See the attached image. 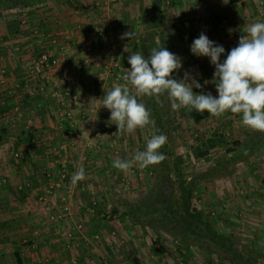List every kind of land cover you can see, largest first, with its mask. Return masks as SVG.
I'll use <instances>...</instances> for the list:
<instances>
[{
  "label": "crops",
  "instance_id": "0c3cea01",
  "mask_svg": "<svg viewBox=\"0 0 264 264\" xmlns=\"http://www.w3.org/2000/svg\"><path fill=\"white\" fill-rule=\"evenodd\" d=\"M3 1L0 0V107L5 106L3 124L11 131L4 144L11 147L10 152L14 144L22 145L26 140L36 145L58 141L71 145L57 174L51 168L37 167L36 160L47 159L48 152L31 151L30 147L26 161H33L29 160L27 165L18 163L6 169L5 157L0 160V177L3 183L7 181L6 186L0 181V264H168L160 258L161 249L147 246V235L142 228L137 232L131 230L133 225L125 214L124 200L117 199L114 193L117 189L109 181L106 166L113 158L107 148L114 138L109 134L104 136L108 129L98 131V126L111 125V121L106 120L104 124L102 120L105 114L110 116V111L92 98L88 102L67 104V108L51 103L53 85L70 89L73 99L78 95L83 100L85 96L95 95L99 88L95 83H100L101 78H114L105 71L111 64L108 45L118 47L113 48L117 53L115 60H127L123 52L128 46L122 47V43L129 40L121 41L122 33L137 28L145 32L151 9L138 22L135 18L138 13L130 9L137 5V0H17L12 6H6ZM194 3L195 0H171L169 4L165 0L156 12L159 18L156 43L158 36L165 47L168 43L171 46L170 38L173 44L175 39L171 52L184 63L187 61L182 54H191L186 51L192 37L182 36L188 30L186 26L193 28L196 23L192 18L198 10ZM10 12L15 14L12 16ZM182 13L187 17L174 20L173 17ZM249 14L252 13L244 6H226L220 10L213 26L229 30V23H233L234 33L240 31L243 35L245 29L240 30L241 23ZM179 20L176 30L175 24L169 25ZM204 21L202 27H209L211 22ZM101 28L114 32V37L92 35ZM89 36L94 39L93 50L86 53ZM142 36L132 39L141 41ZM218 43L225 49L221 62L238 45L227 39H220ZM119 47L123 49L119 51ZM41 54H46L49 60L56 58L58 65L37 66ZM202 57L201 61L190 58L192 64L188 61L181 67V77L185 78L184 69L189 68L201 85L211 80L215 67L209 57ZM77 58L81 59V65L75 64ZM200 89V93H207V88ZM9 99L12 104H7ZM81 166L85 179L72 186L71 179ZM62 204L70 208L66 218L58 222L51 220V210ZM68 231L72 236L67 235Z\"/></svg>",
  "mask_w": 264,
  "mask_h": 264
},
{
  "label": "rangeland",
  "instance_id": "374dc122",
  "mask_svg": "<svg viewBox=\"0 0 264 264\" xmlns=\"http://www.w3.org/2000/svg\"><path fill=\"white\" fill-rule=\"evenodd\" d=\"M168 1L170 4L171 0ZM3 2L7 4L6 0ZM149 2L150 0H137V5H135V7L132 6L133 8L130 7L132 13H138L137 17H135L138 18V22L140 21L139 19L141 16L149 14L148 9H151L152 0L151 3ZM195 2L196 3H194V5L198 8V10L197 14L192 16V18L196 20V23L193 28H191L190 25V28L186 26L188 30H184V36H182L183 38H187V35L192 37V41L189 43L190 46L193 40L198 38L202 32L207 35L210 40L216 43H218V40L220 39H227L228 41H232L233 44H238L239 41L237 40H239V37L242 34H240V31L236 34L234 33L236 29L233 23H229V30L213 26L215 21H218L217 18L220 10L226 6L232 8L244 6L249 13H252L249 14L248 17L246 16L248 19H243L241 23L240 30L245 29L243 31L245 34L246 29L250 24L254 22H264V0H195ZM180 8L182 11L183 7L181 6ZM203 10H206V12L203 13ZM201 13L204 14V16H202ZM10 14L13 16L15 13L10 12ZM186 15L187 14L179 15L173 18L176 20L181 17H187ZM204 20H209L212 25L210 24L211 26H206V28L202 27L204 26ZM175 22L169 23V25L172 26L175 24L176 30L180 25V20ZM175 30L171 32L174 34ZM108 32L109 35L107 37H114V32ZM133 32H135V36L137 35L138 38H141V34L144 36V32H142L139 28L135 29ZM167 32L169 33V31ZM163 38L166 40V38L169 39L170 36L167 35L166 38ZM133 39H130L127 43L124 41L128 39H121V41L124 42V44L122 43V47L124 45L128 46V48L124 47L126 51L123 52V54H127V60H124L123 62L120 61L121 63L118 61V63L122 66L121 77H109L106 80L101 78L100 83H95L99 86V88L96 89L95 95L85 96L83 100H81L82 98L78 95H76L75 99H73L74 97H71L73 92H71L70 89H62L58 85H53V89L55 90H52L54 91V95H52L51 103L63 105L67 108V104L83 101L88 102V100L92 98V101H98L99 104H102L105 92L110 91L114 86L124 85L127 83L123 81L122 77L126 69L130 68V65L128 64V57L132 53L136 52H140L142 54L140 51L141 41H135ZM168 41L171 43L172 47L173 45L175 46V39L173 40L175 44H173L171 38ZM158 44L161 47H165L164 42L160 39V36H158ZM171 46L168 43V46L165 48L171 52ZM190 46H188L186 51L187 53L191 52ZM114 47L115 46H113L112 43L108 45L109 55L111 53L110 50ZM115 48L118 49V47ZM121 48L119 47V51ZM92 50L93 48H91V51ZM86 53H88V50H86ZM112 56H117V53H114ZM183 57L187 62L184 63L185 61L183 62L182 59V62L184 63H182V66L188 64V61H190L189 64L191 65L192 60H190V58L192 57H196L200 61L203 58L202 56H192V53L190 55L183 53L182 58ZM196 58L195 60H197ZM76 61L77 62L75 64L81 65V59L77 58ZM180 70L182 69L175 71L172 78L177 80L184 79V76L181 77L179 73ZM213 70H215V68ZM184 71L188 72L189 68L184 69ZM189 74L191 77L194 76L192 71H189ZM211 81L212 79L208 80L207 84L204 81L202 83V87L207 88V93L210 92L214 97H218L215 84ZM19 86L22 85L19 84ZM45 86L46 88H49L51 85ZM128 86L131 88L130 85ZM12 87L18 88L14 87V85ZM200 90L201 89L195 88V93L200 94ZM69 98H71V101ZM137 99L146 105V107L150 110V118L154 120V111L152 112L150 109L152 104L150 97L143 96L137 97ZM154 99L155 107L157 108L160 102L158 103L155 97ZM8 101L9 102H7V104L13 103L12 99H9ZM161 101H163V108L166 110L165 112L167 113L168 118L163 119L164 125L159 132V134H163L167 137V142L159 149V152L163 153L166 157L161 162L160 166L167 169L170 174V203H172L175 209H178L180 212L182 211L181 190L178 185V179H185V181L192 180V205L202 212L204 218L211 223L213 230L218 231L224 236H229L230 241L233 243V252L243 259L249 258V263L247 264H264V137H262V141L256 145L251 153L243 155V157L238 155V146L232 144L233 141H237L245 146L250 145V143L257 138L261 132H256L246 128L242 124V115L240 114L227 112L221 117H213L209 114V116L204 120L194 121L188 115V111L190 109L181 107L179 110L174 111L171 108L172 102L169 100L167 94ZM5 112L6 111H2L0 113V123H3L2 118L6 115ZM107 114L103 117L100 115L103 118L102 120H104V124H106V120L110 122V116L108 117ZM98 127L100 129L98 131L104 132L108 129V131L104 133V136L109 134L112 138H114V141L108 145L109 147H106L110 151L109 153L112 155L110 157L113 158V161L117 158L121 160H131L137 152L144 151L146 149L147 141L152 135H159L157 134L156 123L154 126L149 125L145 128H137L131 134L116 133L118 126L113 122H111V125L108 128L106 126L101 128L100 125ZM92 130L94 133L95 129ZM70 133H73V131L71 130ZM208 138L218 139L216 145L210 148L205 156L197 157L193 152L194 148L196 146H201V148L204 149L207 144L205 141ZM32 145H36V143L33 141L30 143L26 140L22 145H20V143L17 145L14 144L11 152V147L9 146V148L8 144L1 145L0 160L5 157L3 161H7L4 163L6 165V169H8V166L13 167V165L16 166L18 163L27 165V163L32 162L33 160L31 159L26 161V158L30 154L28 151L30 147L31 151L33 149L42 150L44 154L45 152H48L47 159L41 158L36 160V165L37 167H41V169L44 167L51 168L57 174L58 170L61 171L63 168V156L65 151L68 150V145L71 144L58 141L54 143H40V145L37 144L35 148ZM14 152H18L22 155V157L15 156ZM178 156L181 157V160L178 162L180 176L177 177L175 163L178 160ZM111 163L113 165V162ZM111 163L106 166V169H108L107 173L109 174V181H112L113 186L117 189V191L114 192L117 199L121 198V200H124L125 210L127 211L130 205L136 206V204L142 203L144 197L153 186L155 173L159 164L151 165L145 169H140L138 165H134L125 172L114 168ZM106 178L107 177L103 178V180ZM1 179L2 176L0 177L2 186H6L5 184H7V181L3 183V180ZM156 200L157 199H154V201ZM158 203L159 207L162 206V203L159 201ZM5 210H7V208H5ZM10 210L11 209H9V211ZM9 215L6 212L5 216L7 217ZM127 216L129 217L128 219L131 218L129 215ZM158 216V213L152 211L147 214H140L142 221L140 223L133 222L132 219H130L133 225L131 230L133 232H137L142 228L144 233L147 235V246L152 249H161L163 254L160 258H163L164 263L240 264L238 260H230L231 254L233 253H224L223 255L226 256L221 257L219 256V254H222L221 250L214 249V247L207 242H197L189 238L183 240L179 234H174L171 230L167 231L158 224H145L144 221L146 218ZM8 219H12L11 215Z\"/></svg>",
  "mask_w": 264,
  "mask_h": 264
},
{
  "label": "clouds",
  "instance_id": "9594fccd",
  "mask_svg": "<svg viewBox=\"0 0 264 264\" xmlns=\"http://www.w3.org/2000/svg\"><path fill=\"white\" fill-rule=\"evenodd\" d=\"M134 36L135 32H125L121 39L130 40ZM190 50L197 57L210 58L215 67L211 82L215 84L218 97L210 92L194 93L193 88L200 89L202 85L188 72L182 80L172 78L173 73L181 69L182 60L165 47L151 49L148 57L140 52L132 53L128 57L130 68L122 77L127 83L114 86L103 96V107L110 111V121L118 126L116 133L131 134L137 128L154 126L150 110L137 97H155L159 103L165 93L174 111L184 107L201 114L207 112L213 117H221L227 112L240 114L246 128L264 133V22L250 24L223 62L220 58L225 53L224 47L203 32L193 40ZM166 142L165 135L154 134L144 151L137 152L131 160L117 158L112 166L126 172L134 165L145 169L159 164L166 158L159 152ZM84 179L85 170L81 166L74 173L71 184L75 186Z\"/></svg>",
  "mask_w": 264,
  "mask_h": 264
},
{
  "label": "trees",
  "instance_id": "16d2710c",
  "mask_svg": "<svg viewBox=\"0 0 264 264\" xmlns=\"http://www.w3.org/2000/svg\"><path fill=\"white\" fill-rule=\"evenodd\" d=\"M6 1V6H12L17 3V0ZM164 1L165 0H152V13L150 17L147 18V22L145 23L147 30L144 32V36L140 43V51L143 55H145V57H148L150 55L151 49L161 47L155 41V36L157 34L156 27L157 24H159V18L157 17L158 15L156 14V12L160 11L161 4L162 2L164 3ZM165 95L166 93L160 97V103L157 108L155 107L154 97H150V99L152 100L150 109L152 110V112L154 111L155 114L154 121L157 125V134H159L160 129L163 128V119L168 118V115L165 112L166 110H164L163 108V101H161L163 100V98H165ZM4 110L5 106L0 107V113ZM188 115L194 121L204 120L209 116L207 112L201 114L195 110H189ZM10 132L11 131L9 130V128H7L6 124L0 123V146L5 143L8 137H10ZM262 137H264V133H261L250 143V145L246 146L237 141H233L232 144L238 146V155L243 157V155H248L252 152L256 145L262 141ZM217 140L218 139L215 138H208L205 141L207 142V144L204 149L201 148V146H196L193 150L194 154L197 157L205 156L208 150L216 145ZM177 159L178 160L175 163V171L178 177L180 176L178 162L181 160V157L178 156ZM160 165L161 162L159 163V166H157L153 186L150 188V191L144 197L142 203L136 204V206L130 205L125 214L129 215L133 222L140 223L142 222L140 214H147L148 212L152 211L156 212L159 214V216L146 218V220L144 221L145 224H158L167 231L171 230L174 234H179V236L183 240L189 238L197 242H207L212 247H214V249L221 250L222 254H219V256L224 257L226 256L223 255L224 253H233L230 257L231 261L238 260L240 264L249 263V258L243 259L242 257L233 252V243L230 241L229 236H224L218 231L213 230L211 223L206 218H204L202 212L192 205V180L185 181V179H178V185L181 190L182 211L180 212L178 209H175L173 207L172 203H170V174L167 169L163 168ZM154 199L157 200L154 201ZM158 201L162 203V206H158Z\"/></svg>",
  "mask_w": 264,
  "mask_h": 264
},
{
  "label": "built area",
  "instance_id": "2783aa9c",
  "mask_svg": "<svg viewBox=\"0 0 264 264\" xmlns=\"http://www.w3.org/2000/svg\"><path fill=\"white\" fill-rule=\"evenodd\" d=\"M92 35L97 37H107L109 35L108 31H105L104 28L95 30ZM94 44V39L92 36H89L87 38V42H86V50L91 51V48L93 47ZM110 63L109 66L106 68V71L108 73H110L111 75L114 76V78L117 77H121V73H122V66L118 63L117 60L114 59V57L112 56L113 53L115 52V50H113V48L110 50ZM44 65L46 67L51 68V66H55L58 64L57 59L56 58H52V59H48V56L46 54H41L36 62V65ZM38 68V67H37ZM14 155L17 157H22L21 154H19L18 152H14ZM70 212V208L67 204H62L59 205V207H54L51 210V213L49 215L50 219L53 221H61L62 219L66 218L67 214ZM68 236H72V232L68 231L67 232Z\"/></svg>",
  "mask_w": 264,
  "mask_h": 264
}]
</instances>
